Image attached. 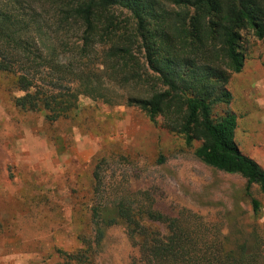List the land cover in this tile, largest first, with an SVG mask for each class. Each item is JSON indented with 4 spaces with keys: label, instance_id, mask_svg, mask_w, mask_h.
<instances>
[{
    "label": "trees",
    "instance_id": "16d2710c",
    "mask_svg": "<svg viewBox=\"0 0 264 264\" xmlns=\"http://www.w3.org/2000/svg\"><path fill=\"white\" fill-rule=\"evenodd\" d=\"M245 33L264 40V0H0V73L23 93L16 107L50 123L74 115L82 96L162 119L201 163L246 180L256 221L262 206L250 190L264 194V168L241 151L236 114L214 113L232 102L227 86L244 69ZM101 166L82 247L62 253L65 264H97L116 225L137 251L132 264H264L257 224L236 230L231 212L214 222L190 210L166 215L148 192L110 193Z\"/></svg>",
    "mask_w": 264,
    "mask_h": 264
},
{
    "label": "rangeland",
    "instance_id": "374dc122",
    "mask_svg": "<svg viewBox=\"0 0 264 264\" xmlns=\"http://www.w3.org/2000/svg\"><path fill=\"white\" fill-rule=\"evenodd\" d=\"M244 50V69L227 86L232 102L214 113L236 114L241 151L264 168V40L245 33ZM14 80L0 73V248L33 253L37 262L31 264H65L62 253L82 247L78 236L84 209L94 202L92 178L100 163L110 193L148 192L153 206L173 217L190 210L214 222L231 212L237 219L232 227L251 231L257 224L264 238L259 188L250 190L262 206L254 221L246 180L201 163L162 119L153 123L138 108L82 96L74 115L50 123L44 112L16 107L14 98L23 93L15 90ZM136 256L125 226L116 225L106 232L97 264H132Z\"/></svg>",
    "mask_w": 264,
    "mask_h": 264
},
{
    "label": "crops",
    "instance_id": "0c3cea01",
    "mask_svg": "<svg viewBox=\"0 0 264 264\" xmlns=\"http://www.w3.org/2000/svg\"><path fill=\"white\" fill-rule=\"evenodd\" d=\"M44 252L51 251L52 248L44 247ZM36 256L29 251H24L22 248H13L10 246H5L0 248V264H31V260L34 259Z\"/></svg>",
    "mask_w": 264,
    "mask_h": 264
}]
</instances>
